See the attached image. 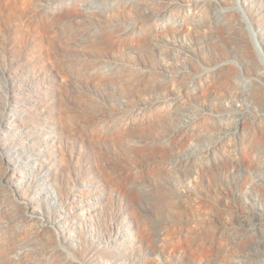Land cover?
Listing matches in <instances>:
<instances>
[{
	"label": "rangeland",
	"instance_id": "1",
	"mask_svg": "<svg viewBox=\"0 0 264 264\" xmlns=\"http://www.w3.org/2000/svg\"><path fill=\"white\" fill-rule=\"evenodd\" d=\"M263 55L264 0H0V264H256Z\"/></svg>",
	"mask_w": 264,
	"mask_h": 264
},
{
	"label": "bare ground",
	"instance_id": "2",
	"mask_svg": "<svg viewBox=\"0 0 264 264\" xmlns=\"http://www.w3.org/2000/svg\"><path fill=\"white\" fill-rule=\"evenodd\" d=\"M246 20V22H247V27L249 28V29H251L252 27H253V25L247 20V18H245ZM250 31V30H249ZM251 33H252V30H251ZM253 33H254V31H253ZM256 35V34H255ZM255 35H253V41H254V43L256 44L255 45V47H256V49H257V51L258 52H260V50L261 49H259V46H260V40H259V38H258V36H257V38H256V36ZM262 52V51H261ZM261 55V54H260ZM264 56V55H263ZM264 62V61H263ZM263 240H262V248H260V249H258V251H257V256H259V259H258V262L256 263V264H264V235H263Z\"/></svg>",
	"mask_w": 264,
	"mask_h": 264
}]
</instances>
